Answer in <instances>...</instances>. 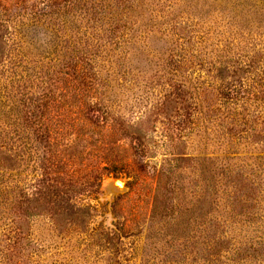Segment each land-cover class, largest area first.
<instances>
[{
	"label": "rangeland",
	"instance_id": "obj_1",
	"mask_svg": "<svg viewBox=\"0 0 264 264\" xmlns=\"http://www.w3.org/2000/svg\"><path fill=\"white\" fill-rule=\"evenodd\" d=\"M72 1L4 23L0 264H264V0Z\"/></svg>",
	"mask_w": 264,
	"mask_h": 264
},
{
	"label": "trees",
	"instance_id": "obj_2",
	"mask_svg": "<svg viewBox=\"0 0 264 264\" xmlns=\"http://www.w3.org/2000/svg\"><path fill=\"white\" fill-rule=\"evenodd\" d=\"M28 1L29 0H0V38H7L8 34H9V29L8 28H4V23L5 22H11V18H12V14H16L15 12H12L13 8H18L20 10L25 9L27 10L29 5H28ZM55 2L58 0H54ZM72 1V0H71ZM74 2V0L72 1ZM33 14L36 15V18L42 17L45 14H42V12L38 13L33 11ZM5 31V32H3ZM2 38V39H3ZM76 67V66H75ZM85 77V82L86 80V74H84ZM103 112V121L102 123L93 120L92 118L89 117V114L87 116V113L85 114V122L82 123L83 128V135H87L88 136V140H86V144L84 146L89 147L90 144L89 142L92 141V138L94 136H96V143H95V149L93 152H90L89 156L94 155L93 157L96 156V159L98 160V162L100 163V161L103 160H107L110 161L112 163H115V159L117 158L116 156V149L117 147L119 148L120 144H119V140L118 137L120 135H118V131L120 132L123 128H124V124L123 123H119L117 121L116 118L113 117V115L111 114V110L106 108L104 110H102ZM98 117V116H97ZM93 122V124H91V122ZM118 124H122L121 127L117 128ZM91 125V127L89 126ZM49 129V125L47 127ZM89 141V142H88ZM71 143V142H70ZM67 146L72 147V143L71 144H66ZM3 147V145H2ZM126 160L122 159L120 160V162H118L116 164V168H113L114 171H119L120 169H122L123 166H119V163H123ZM103 166V165H102ZM99 164V168L102 167ZM84 167V166H83ZM82 167V168H83ZM105 166H103L104 168ZM75 171H73L74 173ZM70 178V185L72 184H78L79 181H76L73 179V175L71 176L70 174L68 175V179ZM102 174L100 173L99 176H96L95 180H93L91 183H93L92 185H94V183H97L98 181L101 180ZM67 179V180H68ZM86 181L88 182V178L86 179ZM48 188V196L54 197V195H57L60 191V188H58V182L56 179L53 180L52 184H48V186L46 187ZM38 193H40L39 196H37V201L40 200L41 196H43V194H45L44 191H41V189L38 191ZM45 198V197H44ZM80 209V207H79ZM81 210V209H80ZM80 219H84V216L82 214L79 213Z\"/></svg>",
	"mask_w": 264,
	"mask_h": 264
},
{
	"label": "water",
	"instance_id": "obj_3",
	"mask_svg": "<svg viewBox=\"0 0 264 264\" xmlns=\"http://www.w3.org/2000/svg\"><path fill=\"white\" fill-rule=\"evenodd\" d=\"M106 189L110 192L127 190L126 183L120 178H111L106 183Z\"/></svg>",
	"mask_w": 264,
	"mask_h": 264
}]
</instances>
